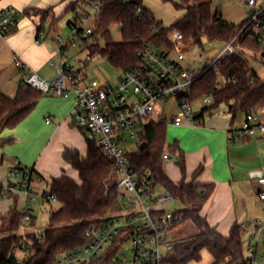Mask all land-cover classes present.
<instances>
[{
  "label": "trees",
  "instance_id": "trees-1",
  "mask_svg": "<svg viewBox=\"0 0 264 264\" xmlns=\"http://www.w3.org/2000/svg\"><path fill=\"white\" fill-rule=\"evenodd\" d=\"M179 1V7L185 10V14L169 28L157 22L152 14L141 6L139 0H76L66 7L64 14H72L67 23L70 28L75 14L84 4H100L95 19L96 30L87 38H83V41L86 42L96 33H100L106 40L105 46L101 48L92 44L89 46V53L104 57L118 71L136 69L139 65L137 53L144 47L169 48L168 34L172 30L180 32L186 39L191 38L197 47L202 48L203 39L220 44L229 42L241 26L223 20L218 12L211 9L212 0ZM21 15L36 22L37 41L43 36L46 28L52 27L56 22L52 7L28 8L23 10ZM115 24L121 29L122 41L119 43H112L108 33L109 27ZM152 27L156 28V32H151ZM79 35L78 33L76 36ZM241 42L244 44L239 53L229 55L215 67L205 70L187 94V99L192 103L207 95H211L213 100L211 106L201 109L196 115L197 125L201 124L204 116L213 115L218 111L219 106H225L232 120L238 113L247 116L264 109V80L249 67L247 61L248 51L258 53L243 40ZM60 50L64 55V48ZM259 60L264 64V58L259 56ZM72 74L77 79L86 77L80 71ZM221 79H224V83H221ZM218 83L221 85L215 89ZM43 96L40 91L22 85L14 97L0 90V135L5 130L17 127ZM73 125L76 126L74 123ZM166 127L164 123L155 122L143 125L138 150L128 155L132 165L137 169L149 170L155 182L185 206L173 213L175 218H179L174 225L190 221L196 228V233L190 237L178 241L171 240L172 250L167 253L163 262L189 264L199 261L201 251L206 250L212 258V264H251L249 259L243 256L242 231L238 224H233L228 235L223 236L200 215L201 207L212 194L214 186L195 182L202 166L193 172L190 180H186L183 155L176 143L171 150L176 155L175 164L179 168L181 179L174 183L167 176L165 163L162 161V155L165 149H168L165 139ZM81 132L85 138L84 132ZM85 141L87 150L84 156L76 149H65L62 155L64 162L77 173L78 182L67 176L50 180L48 192H43V195L53 197L60 204V208L50 214V226L44 230V236L40 240L32 234L25 236L27 244L22 252L19 248L23 237L19 229L23 225V215L16 209L18 195L7 194L5 199H11L14 204L8 213L0 218V264H52L60 256L86 244L87 230L97 224L101 217L119 211L117 172L100 149L86 138ZM10 142L11 140L0 139V146ZM142 143L147 146L140 150ZM8 184V180L0 183V195ZM65 222L72 223L60 225ZM33 225L34 217L30 223V226ZM17 253L22 254V257L19 258ZM106 257L108 255H102L92 264H103L107 261Z\"/></svg>",
  "mask_w": 264,
  "mask_h": 264
},
{
  "label": "built area",
  "instance_id": "built-area-1",
  "mask_svg": "<svg viewBox=\"0 0 264 264\" xmlns=\"http://www.w3.org/2000/svg\"><path fill=\"white\" fill-rule=\"evenodd\" d=\"M86 5L94 8L93 18L96 19L100 4L88 2ZM246 7L252 14L247 15L236 35L224 43L221 49H213L206 54L205 66L203 63L197 68L201 54L193 62L186 59L190 50L197 47L196 44L176 30L168 34L169 48L144 47L137 53L138 67L120 71L115 83L94 79L87 84L84 81L86 77H74L70 65L64 60L60 66H56L55 80L47 83L17 56H13L15 67L27 73L21 82L23 87L53 97L73 96L72 122L84 132L88 141L105 154L118 176L117 192L121 214L101 217L97 224L87 230L86 244L60 256L52 264H92L105 254L108 257L103 264H166L163 260L172 250V243L167 235L179 218L165 211L163 204L173 198L155 182L149 170L137 169L131 164L125 145L129 140L138 145L143 125L150 122L174 127L198 126L195 121L198 112H195L193 103L187 99L196 79L225 57L239 53L243 49L242 40L255 48L258 54L264 53V6L256 9V0H248ZM19 15L13 8L0 9L1 37L16 29ZM90 18L86 13L77 12L70 26L72 34H82L83 38L91 35L93 30L86 27ZM151 32H156V28L152 27ZM57 43L59 49H65L61 39H57ZM60 55H63L62 50ZM222 82L224 83V79H221ZM220 85L218 83L215 89ZM200 101L203 108L213 104L211 95L202 97ZM169 102L175 103L177 111L167 117L162 106ZM261 112L245 116L234 138L243 140L264 136V124L257 119ZM220 113L222 111L214 112ZM48 122L47 120L46 123ZM171 160V152L165 149L162 161L166 163ZM9 175V184L0 198L5 199L7 194L12 193L21 194L24 200H33L36 175L32 169L22 165L18 159H12ZM249 178L256 184L258 199L264 202V170L250 172ZM46 199L55 201L53 197ZM30 211L29 205H23L20 211L23 222L29 226L32 221ZM121 219L124 221L120 222ZM25 224L19 229L23 237L19 248L21 252L26 248L27 234L40 240L45 233L39 230L29 233ZM240 230L250 231V238L256 241L254 245L249 244L247 249L250 254L248 259L253 264L258 242L261 241L264 245V225L255 219L240 225ZM125 244H129L127 251L124 249Z\"/></svg>",
  "mask_w": 264,
  "mask_h": 264
},
{
  "label": "crops",
  "instance_id": "crops-1",
  "mask_svg": "<svg viewBox=\"0 0 264 264\" xmlns=\"http://www.w3.org/2000/svg\"><path fill=\"white\" fill-rule=\"evenodd\" d=\"M72 2L74 0H8L0 6V9L13 8L20 14L16 29L5 37L0 36L2 92L14 97L24 76L27 75L15 67L14 55L40 79L47 83L55 80L56 66H60L64 60L57 43V39L61 38L60 30L55 28L56 22L52 27L46 28L43 36L37 41L36 22L21 13L28 8L52 7L56 21ZM71 18L72 16L69 21ZM73 108V96L62 98L44 95L17 127L3 131L0 139L11 140L9 144L1 146L0 162L7 163V172L10 170L11 160L18 159L22 165L33 170L36 175L34 182L42 181L47 187L51 179L61 176L78 182L77 173L62 158L65 149H76L82 156L87 150L81 130L72 123ZM261 111L257 119L264 124V110ZM223 114L224 112L206 115L198 126L172 127L178 132L179 140L175 143L183 155L186 180H190L193 172L202 166L195 182L214 186L212 194L201 207L200 215L218 233L227 236L233 224H244L237 201L243 197L246 175L249 178V173L254 170L251 167L242 169L235 163L236 155L243 146L235 145L237 139L234 138L236 131L232 128L233 121L223 117ZM170 152L172 160L165 163L164 170L169 179L176 183L181 179V174L174 163L177 160L176 155L172 150ZM9 209L10 207L5 206L0 212V218L5 216Z\"/></svg>",
  "mask_w": 264,
  "mask_h": 264
},
{
  "label": "rangeland",
  "instance_id": "rangeland-1",
  "mask_svg": "<svg viewBox=\"0 0 264 264\" xmlns=\"http://www.w3.org/2000/svg\"><path fill=\"white\" fill-rule=\"evenodd\" d=\"M7 1L8 0H0V6L4 5ZM247 1L248 0H212L211 9L218 12L223 20L232 23L235 26H240L247 19L249 11L246 7ZM74 2H76V0H74ZM139 2L141 6L149 11L154 19L157 22H160L165 28H169L185 14V10L182 7H179V0H139ZM261 6H264V0H256V9ZM78 13H86L91 16L86 27L92 29L94 32L96 30V21L93 18L95 13L94 8L91 5L84 4L82 9L78 10ZM70 16H72L70 13H63L58 16L55 26V28L60 30L59 37L65 44V49L63 51L64 60L68 62V64L72 67V70H75V72L80 71L85 74L86 78L84 81L87 84L94 79L115 83L120 75V71L113 68L104 57L89 53V46L92 44L103 48L106 43L105 38L100 33H96L92 38H89L86 42H84L82 34L75 36L72 34L71 29L66 26V22L69 21ZM108 33L112 43H119L122 41L121 29L119 25H111L108 29ZM202 43V48H192L186 56L187 60L193 62L199 54L202 55V58L198 65H196V68L200 67L205 61H207V58L205 57L206 54L213 49H221L223 45L217 42H210L206 39H203ZM259 56L261 55L248 51L247 61L249 67L257 73L261 80H264V64L260 62ZM162 107L165 110L167 117L169 114L177 111L174 102L164 104ZM193 108L195 112H199L203 108L200 99L193 102ZM217 110L224 112L223 117H228L232 120V117L227 113L225 106H219ZM244 116L245 115L242 113H238L235 116L232 120L233 130L237 131L240 128ZM173 127H166L167 130L165 139L166 147L169 151L171 150L173 144L179 140V137L177 136L178 132ZM234 143L235 145H239L241 147L243 146L239 154L237 153L236 155L235 163L237 166L242 169L251 167L252 170H264V136H255L248 138L247 140H235ZM125 150L129 154L135 153L138 150V145L129 140L125 145ZM1 155L2 147L0 146V158ZM243 172L244 174L246 173L245 171ZM7 179H10V175L9 172H7V163L3 162L0 164V183H4ZM33 188L35 193L33 200H24V197L21 194H18V201L16 204V209L18 211H21L23 205L30 206V214L34 217V225L29 226V224H25L23 222V224L27 226V232L29 233L37 230H46L50 226V214L52 212H56L60 208L59 203L56 201H50L43 195V192H48V187L44 184V182H34ZM237 203L240 206L239 211L242 216L241 221H244V224H248L251 220L254 221L255 219H258L261 221V224L264 225V202H261L258 199L255 182L249 180L247 175L245 182L243 183V197L240 201H237ZM13 204L14 203L11 199L0 198V212H2L5 206L10 208L13 207ZM184 207L185 206L183 204L175 199H169L163 204V209L170 213H175ZM117 214L121 213L119 211L111 213V215ZM123 221L124 219L120 220V222ZM72 222L60 223V225H66ZM20 232L21 230H19V233ZM195 233L196 228L190 221H182L174 225L168 232L167 236L170 240L178 241L190 237ZM242 240L243 256L244 258H249L250 254L247 251L248 245H254L256 241L250 238V231L242 232ZM128 245L129 244L124 245L125 251H127ZM17 254L19 255V258L22 257V254ZM200 256L201 258L199 261H193L189 264H212V258L206 250H202ZM262 256H264V245H262V242L260 241L257 245L256 256L253 264H264V258H262Z\"/></svg>",
  "mask_w": 264,
  "mask_h": 264
},
{
  "label": "water",
  "instance_id": "water-1",
  "mask_svg": "<svg viewBox=\"0 0 264 264\" xmlns=\"http://www.w3.org/2000/svg\"><path fill=\"white\" fill-rule=\"evenodd\" d=\"M252 14V11H248V15H251ZM261 57L264 58V53H261ZM205 66V63L203 64ZM147 145L145 143H142L140 145V150H143Z\"/></svg>",
  "mask_w": 264,
  "mask_h": 264
}]
</instances>
